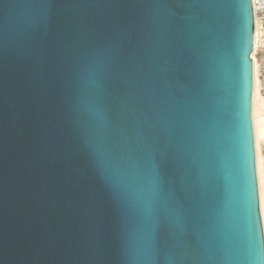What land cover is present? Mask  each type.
<instances>
[{
	"label": "water",
	"instance_id": "water-1",
	"mask_svg": "<svg viewBox=\"0 0 264 264\" xmlns=\"http://www.w3.org/2000/svg\"><path fill=\"white\" fill-rule=\"evenodd\" d=\"M243 2L0 0V264H264ZM86 143L162 171L152 214L121 216Z\"/></svg>",
	"mask_w": 264,
	"mask_h": 264
},
{
	"label": "snow or ice",
	"instance_id": "snow-or-ice-1",
	"mask_svg": "<svg viewBox=\"0 0 264 264\" xmlns=\"http://www.w3.org/2000/svg\"><path fill=\"white\" fill-rule=\"evenodd\" d=\"M238 9L244 12L247 4L243 0H231ZM103 106L104 98H100ZM97 115L104 121L105 130L110 132L113 121L109 110L102 107ZM87 144V143H86ZM90 154L95 159L100 175L102 176L105 190L109 194L116 210L122 217L127 218L137 213L150 215L154 210L151 200L143 197L145 180L153 195L158 196L161 191L163 173L157 168L150 178H145L142 170L141 160L130 143H126L122 149L123 166L119 172L112 169L115 160L114 153L107 144L100 147H93L87 144ZM244 160L246 166V194L250 212V222L256 233L257 243H260V211L264 208V191L261 193L260 201L257 200L256 182L253 177L251 160L248 153L247 140L244 135ZM261 187L264 189V177H262Z\"/></svg>",
	"mask_w": 264,
	"mask_h": 264
},
{
	"label": "built area",
	"instance_id": "built-area-1",
	"mask_svg": "<svg viewBox=\"0 0 264 264\" xmlns=\"http://www.w3.org/2000/svg\"><path fill=\"white\" fill-rule=\"evenodd\" d=\"M254 17V43H253V55L258 57L261 65L258 73V97L264 105V0H251ZM256 63V61H255ZM257 77V73H256ZM264 111V106H263Z\"/></svg>",
	"mask_w": 264,
	"mask_h": 264
},
{
	"label": "bare ground",
	"instance_id": "bare-ground-1",
	"mask_svg": "<svg viewBox=\"0 0 264 264\" xmlns=\"http://www.w3.org/2000/svg\"><path fill=\"white\" fill-rule=\"evenodd\" d=\"M254 54V53H253ZM253 54L251 55V59L253 62V85H254V93H253V115H254V121H255V132H256V147H257V164H258V181H259V188H260V197L262 191L261 187V181H262V172L260 169V155H259V142L260 139L261 141H264V121L263 118L260 116L262 115L264 117V111H263V102L261 101L260 107L258 109L257 107V101H258V92H259V87H258V80L256 77V63L253 57ZM260 101V100H259ZM263 135V136H262ZM262 136V137H261ZM262 216H263V223H264V208H262Z\"/></svg>",
	"mask_w": 264,
	"mask_h": 264
},
{
	"label": "rangeland",
	"instance_id": "rangeland-1",
	"mask_svg": "<svg viewBox=\"0 0 264 264\" xmlns=\"http://www.w3.org/2000/svg\"><path fill=\"white\" fill-rule=\"evenodd\" d=\"M253 57H255V56L253 55ZM254 60L256 61V64H257L256 65V67H257L256 73H257V78H258V73L260 71L259 65H261V67H262V63H260V60L258 59L257 56L254 58ZM257 107H258V109L260 107L259 98H258V101H257ZM260 116L263 118V121H264V117L262 115H260ZM259 155H260V169H261V172H262V176L264 177V141H261V139H260V142H259Z\"/></svg>",
	"mask_w": 264,
	"mask_h": 264
}]
</instances>
